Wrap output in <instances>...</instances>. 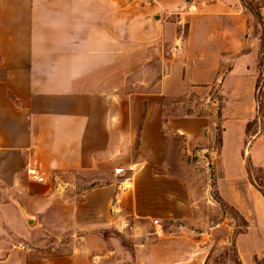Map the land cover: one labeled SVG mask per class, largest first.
Masks as SVG:
<instances>
[{"label":"rangeland","instance_id":"374dc122","mask_svg":"<svg viewBox=\"0 0 264 264\" xmlns=\"http://www.w3.org/2000/svg\"><path fill=\"white\" fill-rule=\"evenodd\" d=\"M243 2L264 7V0ZM234 4L242 5L117 0L115 57L98 61L82 86L108 97L116 113L111 165L64 176L27 167L16 186L0 180V264L68 255L84 217L82 196L110 183H122L132 211L125 233H103L112 242L109 251H97L98 264H182L204 252V264H264V29L243 5L239 21L217 14ZM226 47L229 56L255 48L259 54L241 65L239 52L225 63ZM240 66L253 73V92L231 90L236 80H248L230 74ZM158 106L163 123L188 120L190 131L168 134L164 164L152 171L144 165L132 177L145 159L142 122Z\"/></svg>","mask_w":264,"mask_h":264},{"label":"crops","instance_id":"0c3cea01","mask_svg":"<svg viewBox=\"0 0 264 264\" xmlns=\"http://www.w3.org/2000/svg\"><path fill=\"white\" fill-rule=\"evenodd\" d=\"M235 6V10L229 5L226 9L220 7L217 14L239 21L237 15L244 9ZM260 12L264 18V7ZM117 13V0H0L2 182L18 185L27 167L42 176H64L111 165L116 113L111 112L108 97L86 93L82 86L86 74L101 64L98 61L109 64L111 56L115 57ZM231 42L238 44L235 39ZM240 44V50H244L245 43ZM229 51L227 47L223 51L227 54L223 57L225 63L240 52L229 56ZM240 54L237 60L242 65L259 53L255 48ZM230 72L248 77L236 80L233 92L255 90L251 81L255 77L246 67H235ZM162 123L159 106L154 115L150 107L139 136L144 163L137 164L138 172L132 177L144 165L152 171L164 164L168 134L188 135L190 131L188 120L168 118ZM132 177L126 180L129 185ZM65 184L71 187L69 182ZM121 184L110 183L82 196L78 210L84 217L75 224L78 229L72 234L73 242L67 245L68 255L33 259L27 264H98L97 251H109L112 242L103 233L126 232L132 202Z\"/></svg>","mask_w":264,"mask_h":264},{"label":"trees","instance_id":"16d2710c","mask_svg":"<svg viewBox=\"0 0 264 264\" xmlns=\"http://www.w3.org/2000/svg\"><path fill=\"white\" fill-rule=\"evenodd\" d=\"M240 2L242 3V5L248 9L256 18V20L258 21V23L263 27L264 29V19L261 17L260 15V9L262 8V6H258V7H253L251 4H248V3H245L243 2V0H240ZM260 50H261V55L264 56V43H260ZM161 131L162 133H165L166 130L165 128L162 126L161 128ZM219 143L221 144V136L219 138ZM258 189L260 187H257ZM260 193L262 194V196L264 197V192H262L260 189H259Z\"/></svg>","mask_w":264,"mask_h":264},{"label":"water","instance_id":"95a60500","mask_svg":"<svg viewBox=\"0 0 264 264\" xmlns=\"http://www.w3.org/2000/svg\"><path fill=\"white\" fill-rule=\"evenodd\" d=\"M188 1V0H187ZM21 212V210H20ZM22 213V212H21ZM25 222L27 225H31L33 223V218H25ZM207 253H200L198 255H194L188 262L182 264H204L206 260Z\"/></svg>","mask_w":264,"mask_h":264},{"label":"built area","instance_id":"2783aa9c","mask_svg":"<svg viewBox=\"0 0 264 264\" xmlns=\"http://www.w3.org/2000/svg\"><path fill=\"white\" fill-rule=\"evenodd\" d=\"M192 10H194L195 8L194 7H192L191 8ZM34 173V172H33ZM33 177V180L35 181V182H37V183H44L45 182V180H44V178L43 177H41V176H38V175H32Z\"/></svg>","mask_w":264,"mask_h":264}]
</instances>
